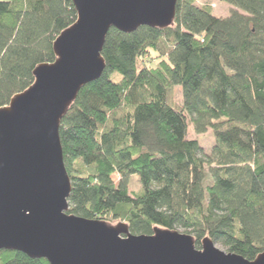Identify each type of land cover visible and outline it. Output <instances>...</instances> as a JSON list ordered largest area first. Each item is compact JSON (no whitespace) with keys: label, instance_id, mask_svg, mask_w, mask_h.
Wrapping results in <instances>:
<instances>
[{"label":"trees","instance_id":"obj_1","mask_svg":"<svg viewBox=\"0 0 264 264\" xmlns=\"http://www.w3.org/2000/svg\"><path fill=\"white\" fill-rule=\"evenodd\" d=\"M217 1L233 7L227 17L177 0L166 29L109 30L105 70L60 121L67 214L134 236L180 230L197 249L208 238L253 261L264 253V0ZM75 21L70 0L0 1V108L55 61L53 42ZM189 122L196 136L212 133L207 154ZM0 264L49 263L0 251Z\"/></svg>","mask_w":264,"mask_h":264},{"label":"water","instance_id":"obj_2","mask_svg":"<svg viewBox=\"0 0 264 264\" xmlns=\"http://www.w3.org/2000/svg\"><path fill=\"white\" fill-rule=\"evenodd\" d=\"M76 21L55 39V61L37 66L34 83L0 108V251L49 264H264L219 250L205 238L157 229L134 236L67 214L71 183L59 139L60 121L79 91L105 70L101 56L110 29L173 24L177 0H70Z\"/></svg>","mask_w":264,"mask_h":264},{"label":"rangeland","instance_id":"obj_3","mask_svg":"<svg viewBox=\"0 0 264 264\" xmlns=\"http://www.w3.org/2000/svg\"><path fill=\"white\" fill-rule=\"evenodd\" d=\"M197 5H199V6L209 5L212 8L213 15L216 16V17H222V18L227 17L229 15L230 10L233 8L229 4L224 3V2H219L217 0H197ZM150 57L152 59H155L156 55L151 53ZM154 61H156V60H151L149 65L153 66L154 63H156ZM112 79L114 81H118L119 77H118L117 74H113ZM175 98H176V101L178 103H180L181 100H182L181 88L179 86L176 87ZM188 136H189L190 139L191 138L192 139L196 138L198 140V143H199L200 147L202 148V152L203 153L207 154L209 152V150H210V148H211V146L213 144V136H212V133L210 131H207L203 135L196 136L193 133L191 124L189 122ZM112 180H113L114 184H117L118 181H119V176L118 175H113L112 176ZM128 191H129V193L131 195H134L135 193L138 194V193H140L142 191L140 183H139V180H138V177L136 175L129 176V179H128ZM118 223L115 222L114 224H111V225H116ZM178 232L182 233V231H180V230H178ZM215 246L219 250L224 252V249L219 244L216 243Z\"/></svg>","mask_w":264,"mask_h":264}]
</instances>
